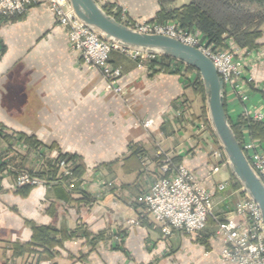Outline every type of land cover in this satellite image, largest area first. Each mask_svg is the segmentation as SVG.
<instances>
[{
  "label": "crops",
  "instance_id": "obj_1",
  "mask_svg": "<svg viewBox=\"0 0 264 264\" xmlns=\"http://www.w3.org/2000/svg\"><path fill=\"white\" fill-rule=\"evenodd\" d=\"M190 1L97 0L108 11L124 7L135 21H155L162 9ZM0 40L6 48L0 58V124L44 145V158H56L60 152L77 156L85 167L83 188L94 199L87 202L74 194L66 200L64 189H68L57 186H36L23 197L10 177L1 174V248L29 242L32 226L74 231L83 224L90 233L105 232L108 238L91 243L79 230L52 256L35 253L40 258L37 264H233L222 260L224 243L217 235V220L234 217L242 193L238 189L229 195L236 191L230 167L214 170L220 164L214 154L220 146L212 126L206 131L199 128L206 121L207 106L196 92L195 73L189 78L153 73L113 51L111 62L123 70L119 83L126 97L122 98L105 88L97 69L81 61L45 0H39L21 20L0 25ZM258 43L257 50L246 54L247 68L239 86L249 99L241 101L226 87V111L233 124L240 122L245 110L264 114V38ZM146 119L153 120L149 129L141 124ZM240 131L242 138L252 137L264 148V140L247 126ZM5 142L0 141V165L24 166L21 158L3 159ZM159 148L171 152L175 162L189 168L213 195L212 213L199 234L164 235L139 200L161 176ZM141 155L151 159L148 171ZM38 156L29 154L26 166L36 163ZM223 182L227 187L221 191ZM225 196L234 202L223 201ZM130 219L140 223L129 226ZM6 252L0 250V264H6L10 255ZM16 263L23 264L21 259Z\"/></svg>",
  "mask_w": 264,
  "mask_h": 264
},
{
  "label": "built area",
  "instance_id": "obj_2",
  "mask_svg": "<svg viewBox=\"0 0 264 264\" xmlns=\"http://www.w3.org/2000/svg\"><path fill=\"white\" fill-rule=\"evenodd\" d=\"M39 0H0V17L12 19L23 16ZM49 10L54 15L57 25L65 30L69 37L70 46L77 51L81 61L88 67L97 69L102 76L105 88L113 91L118 96L125 98L126 90L119 83L123 76V70L111 62L113 51H119L138 65L152 61L161 56L159 53L134 50L121 46L106 39L98 31L85 24L75 12L70 0H45ZM120 8V22L130 28L147 34H160L177 39L187 45L194 46L206 54L215 64L219 75L224 79L226 87H231L243 102L249 99V95L239 89L246 71L245 57L249 51L231 45L225 50H216L208 45L198 33L181 27L177 21L166 23L152 21L130 20L127 10ZM115 17L116 9L110 12ZM184 64V63H183ZM185 65L183 70L186 69ZM128 108L133 110L131 105ZM244 119H252L264 123L263 113L251 114L248 110L243 113ZM144 128L149 129L153 125L152 119L142 120ZM206 124H201L200 129H205ZM2 135H14L4 128L0 129ZM1 136V135H0ZM243 152L257 177L264 185V148L261 143L252 137L243 138L241 141ZM26 145L18 143L14 149L22 151ZM42 155L45 148H39ZM215 156L220 165L214 168L218 171L221 165H229V160L222 147L215 151ZM158 168L161 176L154 180L149 189L139 198L144 205V210L150 219L160 228L166 236L174 231L188 234H199L207 225L213 209V195L197 180L195 174L183 164L176 163L174 156L159 149L157 152ZM142 166L148 171L151 159L141 155ZM40 159L35 167V173L44 169V161ZM45 159V158H44ZM76 162L71 159H61L58 162V172L55 176L58 180H65V187L71 193L81 197V191H85L84 178L75 175ZM16 172V170H13ZM35 173L27 171L16 172L17 179L13 188L23 185L49 187L53 185L48 177L41 178ZM34 174V175H33ZM81 182L78 189V182ZM56 183V182H54ZM104 185V182H102ZM226 183L219 185V190H224ZM242 196L238 199L234 217L226 220H217V235L223 240L222 260L233 264H264V222L258 204L247 194L242 187ZM137 219L128 220V225L139 224Z\"/></svg>",
  "mask_w": 264,
  "mask_h": 264
},
{
  "label": "trees",
  "instance_id": "obj_3",
  "mask_svg": "<svg viewBox=\"0 0 264 264\" xmlns=\"http://www.w3.org/2000/svg\"><path fill=\"white\" fill-rule=\"evenodd\" d=\"M172 1V0H171ZM174 1V0H173ZM108 11L106 8H104ZM110 13V12H109ZM25 16H19L12 19L0 17V24L7 21L22 19ZM116 19H119L116 17ZM155 21L159 23H166L169 21H177L181 27L185 29H197L205 33V39L207 43L213 46L216 50L220 47L228 45V41L235 44L241 49H252L253 46H258L257 40L262 37L264 30L260 29V25L264 23V0H191L189 4L183 5L179 8L167 10L162 9L156 17ZM5 45L0 40V58L5 53ZM153 73L157 72H172L179 74L183 71L184 64L178 60L161 55L152 60L149 64ZM190 71L197 73L194 80V86L196 92L201 94L204 100H206L204 86L200 73L190 67L185 66ZM233 129L237 135L239 141L242 139L240 128L247 126L251 133L264 140V123L254 122L252 119H240L238 124H233ZM0 129L3 126L0 124ZM0 135L2 133L0 132ZM9 136V135H4ZM10 137V136H9ZM214 137L218 143V139L214 134ZM16 139L24 141L30 150L44 147L41 143L35 139L26 136L24 134L17 133ZM141 154V153H140ZM139 155V154H138ZM61 159H71L76 162L74 171L75 175L82 178L85 173L84 164L80 163L77 156L69 155L65 153H59L56 158H45L44 169L39 172H33L41 178L48 177L53 183V186L66 188L65 180H58L55 178L58 172V162ZM17 169L24 168L23 165L15 166ZM6 168L5 164L0 165V180L3 170ZM16 174V172H13ZM234 180V187L241 189L243 186L238 179L232 174ZM56 182V183H54ZM81 182H78V189ZM33 186L23 185L16 189L19 195L25 197L31 192ZM66 195L64 197L68 200L70 193L64 189ZM68 195V196H67ZM81 200L89 202L94 199L85 191H81ZM86 202V203H87ZM83 231L81 236H84L91 243L104 240V232L99 234L90 233L83 224L79 225L76 230L58 229L51 226H32V238L29 242H11L14 254H23L25 252H35L39 255L47 254L52 256L56 249L62 246L65 240L73 239L78 236V231Z\"/></svg>",
  "mask_w": 264,
  "mask_h": 264
},
{
  "label": "water",
  "instance_id": "obj_4",
  "mask_svg": "<svg viewBox=\"0 0 264 264\" xmlns=\"http://www.w3.org/2000/svg\"><path fill=\"white\" fill-rule=\"evenodd\" d=\"M75 12L106 39L126 48L155 52L178 60L200 73L209 121L229 160V167L258 204L264 222V185L247 160L226 111V85L213 61L198 48L160 34L136 31L108 13L97 0H70Z\"/></svg>",
  "mask_w": 264,
  "mask_h": 264
},
{
  "label": "rangeland",
  "instance_id": "obj_5",
  "mask_svg": "<svg viewBox=\"0 0 264 264\" xmlns=\"http://www.w3.org/2000/svg\"><path fill=\"white\" fill-rule=\"evenodd\" d=\"M190 0H185V2L186 3H188ZM115 7V6H114ZM111 8L109 11H107L108 13L109 12H112L113 10H115L116 9V13L117 14H115V18L117 17V18H119V19H117V20H119L120 21V19H121V16H120V8L118 7V8ZM127 13H128V11H127ZM26 15V14H25ZM24 15V16H25ZM129 16V15H128ZM129 19L130 20H132L130 17H129ZM19 20H21L20 18L19 19H17V20H13V22H16V21H19ZM12 21H7V22H3V23H1L0 25H3V24H6V23H11ZM152 22H157V21H152ZM178 23V22H177ZM179 24V23H178ZM180 25V24H179ZM260 29H262V30H264V23L263 24H261L260 25ZM191 31H194V32H196V33H198L204 40H206L205 39V33L204 32H201V31H199V30H197V29H190ZM263 38H264V34L262 35V37L260 38V39H258L257 40V43L259 42V41H261V40H263ZM206 42H207V40H206ZM208 44V43H207ZM209 45V44H208ZM233 46V45H235V44H233L232 42H229L228 41V45H226V46H222V47H220L219 48V50H225V49H227V48H229L230 46ZM236 46V45H235ZM259 48V43H258V46H253L252 47V49H242V50H245V51H249V52H253L254 50H257ZM121 53V52H120ZM121 54H123V53H121ZM123 55H125V54H123ZM125 56H127V55H125ZM2 57V56H1ZM127 57H129V56H127ZM130 58V57H129ZM133 60V59H132ZM135 61V60H134ZM151 63V61H149V62H146V63H144L143 64V66H146L148 69H149V71L151 70V68H150V66H149V64ZM186 68V67H185ZM187 70L186 71H182L181 73H179V74H182L183 76H185V77H187V78H189V74L190 73H195V75H197V73L195 72V71H190V70H188V68H186ZM158 73H166V72H163V71H161V72H158ZM206 101V100H205ZM128 104L129 103H127V107H128ZM130 105V104H129ZM207 106V105H206ZM132 107V106H131ZM133 109V108H132ZM207 109V108H206ZM254 121V120H253ZM254 122H259V121H254ZM203 124H206L205 125V129H207V126L209 127V126H211V123H210V121H209V116H208V110H207V117H206V121H203L202 122ZM205 129H202V130H205ZM212 130H213V128H212ZM206 131V130H205ZM213 134H215L214 133V131H213ZM10 136V137H9ZM9 136H0V141H6L5 143H6V150H5V152H4V158L3 159H6V158H8V157H16V158H21V159H23V162H25L24 163V168H21V169H17L15 166H13V165H11V166H6V168L3 170V172H2V175L3 176H5V177H10V179L12 180V185H13V183H15V181H16V179H17V174H13V170H16V172H22V171H27V172H30V170H32L33 172L36 170L35 169V167H37V164H38V162L40 161V159L41 158H43L42 160L43 161H45L44 160V155H42L43 153H41V151H40V149L38 148V149H33V150H30L29 149V146L22 140V141H20V140H17L16 138H15V136L14 135H9ZM218 139V138H217ZM243 139V138H242ZM241 139V140H242ZM18 143H20V144H24V145H26L25 147V149H23L21 152L20 151H16V149H14V147L18 144ZM218 144H219V148L218 149H216L215 151H217V150H219L220 148L222 149V146H221V143L219 142V140H218ZM160 149V148H159ZM158 149V150H159ZM162 149V148H161ZM164 150V149H163ZM165 151V150H164ZM33 152L35 153V154H38L39 156V160H37V162L36 163H32V166L31 167H27L26 166V164H27V162H28V158H29V154H33ZM165 152H169V151H165ZM169 153H171V152H169ZM214 154H215V152H214ZM158 162V161H157ZM220 165V164H219ZM218 166V165H217ZM228 167H229V165H227ZM38 172V171H37ZM224 172V171H223ZM34 175V174H33ZM39 186V185H38ZM33 187H36V186H33ZM47 188V187H46ZM235 189V188H234ZM237 190L238 189H236V191L235 190H232V192L229 194L230 196H232L233 194H235V193H237ZM69 193H70V191H69ZM73 196V193H70V197H72ZM226 198V196L224 197V199H223V201H226V202H228V203H231L233 200L232 199H225ZM231 198V197H230ZM234 202V201H233ZM108 238V235H106L105 234V232H104V240H106ZM0 250L1 251H8L9 252V256L7 255L8 254V252H6V255H7V258L5 259L6 260V264H17L16 262H17V260H19V259H21V261H22V263L23 264H37L38 263V260L40 259V258H38L37 257V255L35 254V252H33V254H32V256H31V252H25V253H23V256L22 257H20L18 254H14V250L11 248V247H9V246H7V247H4V248H1L0 247ZM22 255V254H21ZM27 255V256H26Z\"/></svg>",
  "mask_w": 264,
  "mask_h": 264
}]
</instances>
